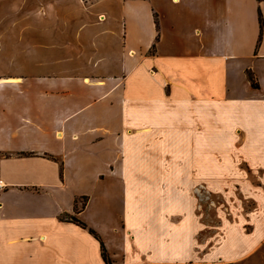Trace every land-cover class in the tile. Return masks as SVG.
Segmentation results:
<instances>
[{
  "label": "crops",
  "instance_id": "0c3cea01",
  "mask_svg": "<svg viewBox=\"0 0 264 264\" xmlns=\"http://www.w3.org/2000/svg\"><path fill=\"white\" fill-rule=\"evenodd\" d=\"M0 181V264H264V0H0Z\"/></svg>",
  "mask_w": 264,
  "mask_h": 264
},
{
  "label": "trees",
  "instance_id": "16d2710c",
  "mask_svg": "<svg viewBox=\"0 0 264 264\" xmlns=\"http://www.w3.org/2000/svg\"><path fill=\"white\" fill-rule=\"evenodd\" d=\"M261 26H262V18H261V15H259V27H260V31H261ZM246 76L248 78V80L250 81V84L254 87L257 86V83L256 81L254 80L253 76L251 75L250 72H246ZM83 201L85 200V197L83 196ZM82 204L84 205V203L82 202ZM74 209L76 210L77 209V206L74 207ZM60 218H65V219H68L70 221H73V222H76L78 224H80L82 227H86V224L84 222H82L81 220H79L78 218H76L74 215L72 214H63L60 216ZM89 232L92 233L98 240H99V243H100V249H101V254H102V257L105 261L106 264H110V259L106 253V250L104 248V245L102 243V240L99 238V236L96 234V232L91 229V228H88Z\"/></svg>",
  "mask_w": 264,
  "mask_h": 264
},
{
  "label": "rangeland",
  "instance_id": "374dc122",
  "mask_svg": "<svg viewBox=\"0 0 264 264\" xmlns=\"http://www.w3.org/2000/svg\"><path fill=\"white\" fill-rule=\"evenodd\" d=\"M212 196H214V198L211 199V201H212V205H211V206H212V210H213V206H214V205H213V204H214L213 202H216V201H217V202H219V201L221 202V198H220V197L218 196V194H216V193H213ZM206 218H210V219H211V222H213V221L215 220L212 211H210L209 216L206 215ZM262 250H263V252H264V243H263V246H262Z\"/></svg>",
  "mask_w": 264,
  "mask_h": 264
},
{
  "label": "built area",
  "instance_id": "2783aa9c",
  "mask_svg": "<svg viewBox=\"0 0 264 264\" xmlns=\"http://www.w3.org/2000/svg\"><path fill=\"white\" fill-rule=\"evenodd\" d=\"M3 186V183L0 181V188Z\"/></svg>",
  "mask_w": 264,
  "mask_h": 264
}]
</instances>
